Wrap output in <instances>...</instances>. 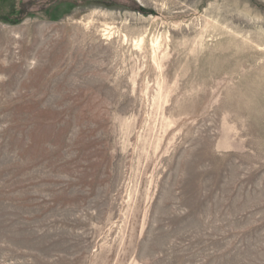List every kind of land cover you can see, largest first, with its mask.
<instances>
[{
  "label": "rangeland",
  "instance_id": "374dc122",
  "mask_svg": "<svg viewBox=\"0 0 264 264\" xmlns=\"http://www.w3.org/2000/svg\"><path fill=\"white\" fill-rule=\"evenodd\" d=\"M0 264H264V0H0Z\"/></svg>",
  "mask_w": 264,
  "mask_h": 264
}]
</instances>
